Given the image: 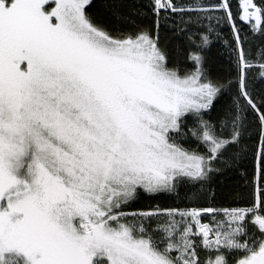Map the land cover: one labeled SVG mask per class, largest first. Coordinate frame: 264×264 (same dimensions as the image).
<instances>
[{"label": "snow or ice", "instance_id": "obj_1", "mask_svg": "<svg viewBox=\"0 0 264 264\" xmlns=\"http://www.w3.org/2000/svg\"><path fill=\"white\" fill-rule=\"evenodd\" d=\"M0 264H264V0H0Z\"/></svg>", "mask_w": 264, "mask_h": 264}, {"label": "trees", "instance_id": "obj_2", "mask_svg": "<svg viewBox=\"0 0 264 264\" xmlns=\"http://www.w3.org/2000/svg\"><path fill=\"white\" fill-rule=\"evenodd\" d=\"M236 0H233V8L235 9ZM225 32V38L230 39L229 30L223 28ZM162 39L167 41L169 36L166 34V30L161 31ZM208 67L209 71L215 76H222L227 74L231 66L229 60V53L226 51L222 41L213 40L208 46Z\"/></svg>", "mask_w": 264, "mask_h": 264}]
</instances>
